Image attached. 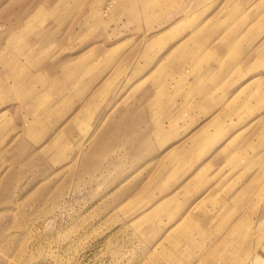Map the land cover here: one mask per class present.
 I'll use <instances>...</instances> for the list:
<instances>
[{
    "label": "rangeland",
    "instance_id": "1",
    "mask_svg": "<svg viewBox=\"0 0 264 264\" xmlns=\"http://www.w3.org/2000/svg\"><path fill=\"white\" fill-rule=\"evenodd\" d=\"M247 1L259 3L246 14L241 0H0V264H144L152 249L162 251L174 220L197 211L205 195L185 196L182 182L206 158L211 174L219 170L220 145L239 130L238 150L250 143L249 158L239 163L248 173L227 168L225 180L249 178L248 201L234 200L233 227L217 239L210 264H264L263 101L254 98L242 116L230 115L228 129L205 144L186 175L151 182L160 155L201 146L209 133L192 137L221 113L224 105L210 99L186 100L191 67L216 54L207 43L217 24L237 27L242 16L264 23V0ZM225 40L216 38L222 51L237 45ZM255 74L262 78L264 66L237 77L226 94ZM156 113L166 116L155 120ZM162 123L165 143L155 132ZM211 125L214 133L221 123ZM146 188L144 208L121 207ZM177 190L181 205L171 217L136 229L140 213ZM186 232L170 235L192 237Z\"/></svg>",
    "mask_w": 264,
    "mask_h": 264
},
{
    "label": "crops",
    "instance_id": "2",
    "mask_svg": "<svg viewBox=\"0 0 264 264\" xmlns=\"http://www.w3.org/2000/svg\"><path fill=\"white\" fill-rule=\"evenodd\" d=\"M241 2V12L246 14L248 13L250 7L259 3L258 1H252L251 4H249L247 0H241ZM231 4L232 1H230V4L228 5ZM219 17L220 16H218V14L209 15L208 20H210V23L213 21L217 22ZM246 17L247 16H242L239 21V26L237 27L235 26L233 28H229L226 25H222V23L215 26L214 31L212 30L210 35L213 36L214 39L212 38L211 40H208L207 45L212 53L216 52V54H213L210 58L205 59L201 67H191V70H193L194 73L192 74V78L189 77V85H192L193 94L189 97V99L184 97L187 101H189L190 99L199 96L200 98L203 97L210 99L212 104L216 103L217 105H213L214 107L224 105L221 113L214 115L209 124V126H212L211 124L219 121L221 125L214 126L216 133H212L210 130H207L209 126L201 127L202 129L200 128L201 130L197 134H194L191 142L192 140L197 139L198 136L203 135L204 132H208L209 134L204 142H202L201 146L192 145L196 146L192 151L186 150L190 149V147H188L189 144L187 146L182 145L178 148H168L164 155H160L163 157L161 158L159 169L154 174L153 179H151L152 183L163 184L168 180L170 181L175 175L180 173L186 175V173L198 163V160L202 158L201 156L204 152L203 150L205 149V144H210L213 141L216 142L219 138L216 135H221V133L223 134V132L228 129L227 125L230 123L227 119L230 115L237 114L242 116V114L248 110L250 102L254 98L261 100L264 103V76L261 78L260 74H255L245 79L229 95H227L225 91V88L231 86L237 77H242L250 70L254 71L257 70L259 66H264V23L259 24L258 22H251ZM222 36H225V42L230 37V40L237 45L230 51L226 48V50L222 51V46L216 44L218 42L216 41V38ZM245 55H252L251 60H244L243 57ZM221 62L224 63L223 67ZM206 63L211 64L207 69L204 68ZM188 69L189 67H187L186 70L188 71ZM199 77L200 80L197 81ZM149 99L150 96L147 102ZM245 101L246 106L240 108L239 106ZM163 116H166V113H161L160 115L156 113L155 120L162 121ZM172 117L175 118L174 116ZM155 132L159 135L162 143L169 140H162V136H168L169 134V132L167 133L163 127V123L160 127L155 128ZM174 133L175 132L170 131V136ZM242 135L243 134L240 130L236 131L235 134H232L225 140V143L220 145L221 148H219V151L216 150L223 156L221 163L218 164L219 170H216L213 174H211L214 163L210 158H206V164L202 166V162L205 160L204 159L196 172L192 175H188L182 182L185 184V196L191 198L198 192H202L201 194L205 195L203 197L200 196L197 200L198 202L196 201L197 211L190 210L191 213H183L180 217L174 220V222L169 226L168 232L164 236L165 244L162 243L161 245V247H163L162 251L152 249V251H150V259H148L144 264L211 263L210 258L213 256L216 249L217 239L224 237L227 231L233 227L231 221H233L234 200H237L238 197L241 198L243 201L241 202V206L244 203L247 204L248 201L247 193L249 178L247 181H243L240 173L239 180L234 182L236 185L239 183L242 185V187L239 188H237V186L234 188V183H232L233 180H230L229 182L225 180L228 177L227 173L230 172L227 168L232 169L241 167L243 175L248 173L245 167L239 165V163L244 159L247 160L249 158L248 152L250 143L244 147V150H238L239 148H237L242 142ZM262 136H264V127ZM191 153L193 154L190 155ZM173 162L184 163V166L180 167L178 170H174L171 165ZM168 164H170V166L167 167ZM220 169H223V171ZM241 181H243V183H241ZM178 191L179 190L175 193L171 192L167 197H164L163 200L156 202L145 212L140 213L133 221L136 229L146 232L148 223L152 219H157L166 213L171 217L174 214L175 209L181 205L177 197ZM227 191L229 193L234 192V194L227 197ZM242 191H245L246 195H243ZM141 194V197L135 198L134 201L124 203L121 207L128 212L138 208H144V205L146 206L147 204L146 199L150 198V188H146ZM218 202L220 204H218ZM243 216L244 214L241 215V217ZM218 218L220 220H229L230 223L218 224L215 222V219ZM212 219L213 221L211 223H205L206 220ZM188 221H193V223H188ZM178 229L188 231L186 233H192V237L188 234H172L177 239H168V236H172L170 233H175ZM200 231L202 233H198ZM207 234L209 237H207ZM198 237L202 240L198 239Z\"/></svg>",
    "mask_w": 264,
    "mask_h": 264
}]
</instances>
